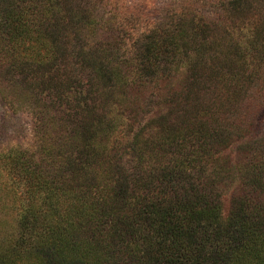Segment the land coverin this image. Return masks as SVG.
Segmentation results:
<instances>
[{"label": "trees", "instance_id": "obj_1", "mask_svg": "<svg viewBox=\"0 0 264 264\" xmlns=\"http://www.w3.org/2000/svg\"><path fill=\"white\" fill-rule=\"evenodd\" d=\"M0 101V264H264V0H0Z\"/></svg>", "mask_w": 264, "mask_h": 264}, {"label": "rangeland", "instance_id": "obj_2", "mask_svg": "<svg viewBox=\"0 0 264 264\" xmlns=\"http://www.w3.org/2000/svg\"><path fill=\"white\" fill-rule=\"evenodd\" d=\"M118 3L140 11L143 16L156 19L162 10H171L176 0H118ZM202 4L207 12L210 6ZM11 143L27 150L33 149L30 122L24 113H11L0 101V148Z\"/></svg>", "mask_w": 264, "mask_h": 264}]
</instances>
